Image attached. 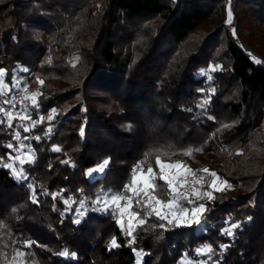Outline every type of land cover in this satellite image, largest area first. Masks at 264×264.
Here are the masks:
<instances>
[{
    "label": "trees",
    "instance_id": "1",
    "mask_svg": "<svg viewBox=\"0 0 264 264\" xmlns=\"http://www.w3.org/2000/svg\"><path fill=\"white\" fill-rule=\"evenodd\" d=\"M0 70V108L10 109L13 79L35 96L24 108L31 120L16 104L13 127L0 123V264L17 250V264H136V252L141 264H264V0H0ZM158 159L209 169L225 186L211 189L208 174L211 197L193 200L206 211L191 226L149 215L127 193L144 221L129 235L93 201L124 193L141 161L156 198L171 200ZM105 160L103 173L87 174ZM13 161L27 180L5 167ZM113 237L120 246L109 249Z\"/></svg>",
    "mask_w": 264,
    "mask_h": 264
},
{
    "label": "snow or ice",
    "instance_id": "2",
    "mask_svg": "<svg viewBox=\"0 0 264 264\" xmlns=\"http://www.w3.org/2000/svg\"><path fill=\"white\" fill-rule=\"evenodd\" d=\"M230 3V0H229ZM232 19V13L231 10L229 8L228 10V22L230 23ZM233 34H235V30H233ZM257 63H260L259 60L256 61ZM25 72H27V69H24ZM203 71V70H202ZM5 76V72L3 70H0V96H7L8 93L5 91L8 86L7 84L4 83L3 81V77ZM210 79V77H209ZM40 84H43V81H39ZM13 87L17 88V92L19 93L20 91H23L24 93L27 92V86H24L22 89L18 87L17 85V81L15 79H13ZM18 95L5 99L3 100V103L6 105H10V109H15L16 107V103L15 101L18 99ZM26 99L28 98L27 96L25 97ZM31 99L33 100V103L35 104V96L31 97ZM10 109H5V108H0V113H2V115H0V123H4V118L6 117L8 120L7 123V127L12 128L13 125L11 123V120L14 118L13 117V113ZM53 114H55L56 110L52 109L51 110ZM20 120H31V117L27 114L19 116ZM53 119V116L50 115L48 117V120L51 121ZM44 120L43 116L39 117V120L36 121H32L31 124L29 126H23V131L28 132L30 130V128L34 127L35 124L41 122ZM225 127H227V125H225ZM48 132H51V128L49 127ZM81 135H83V131L81 130ZM15 139L19 140L20 138V133L17 131L14 133ZM25 139H27V137H25ZM37 140L40 139L39 136L36 137ZM7 147L9 149H12L13 151H16L17 149H24L25 147H27L26 145H18L16 146V148H14L13 144H8ZM54 152H60L61 149L58 146H53L52 149ZM191 150H189L190 152ZM27 155H32V150L30 148H28V151L26 153ZM16 159H20V156H16ZM8 159L11 161L13 159V157L11 156V154H9ZM30 162H34V156L32 158V160ZM62 163H70L69 160H63L61 161ZM108 160L103 161V163H101L100 165H98L95 168H92L90 170H88V175L91 176L93 173H103L104 171V167L105 165L108 164ZM24 163V161L21 159V165ZM143 163L142 161L139 162L136 166H134L133 168V181L131 185H126L124 188V192H132L135 193L137 195V200L136 203L140 204L142 208H148L150 209L149 211V215H151L153 212L155 213L156 216L159 217V219L161 220H167L168 223H172L173 220H176L177 222H179V220L184 217L187 216L189 213L191 214V220H185L184 222L188 225L191 226V223H196V224H200V215L203 214V212L206 211V208L203 204H200L196 207H193L191 209L187 208V207H183L181 205H179V201L180 200H186L189 204L194 203V201L189 197V195L187 193H180L178 196L177 195H172L175 194L177 192V188L178 187H183V184L178 185L176 183L179 173H177L176 175H169L168 172L166 171V169H172V168H176L179 169L181 167V164L177 163L175 165H166V164H162L159 162V159L157 160V164L159 165V178L168 186L169 189V195H172V199L168 200V201H162L160 199H157L156 196L153 194L157 188V185L152 182V176H153V169L151 167H149L147 169V177H145L143 179L142 185H141V191L143 193V201H141V199H139L140 196V192L137 191L136 188L133 187V185H135L137 183V178H136V171L137 169L140 167V164ZM5 167L12 169L13 171V175L15 176V178L19 179V180H27L28 176L24 173L23 168L21 167L19 171H17L15 168H13V164L12 163H8L5 165ZM190 171V170H189ZM206 173H210V175L214 178H218L217 174L215 172H210L209 169H204L203 170ZM193 176H195V173H191ZM203 179L202 177L196 180V183H199L200 180ZM212 188H216L217 185L215 183V180H213L212 184L210 185ZM28 187L32 190V202L33 203H38V198L36 195V190H35V186L31 183L28 184ZM46 194V193H45ZM194 194L199 198L200 197V193L198 192H194ZM58 194L53 193L52 194V199L55 200L56 196ZM209 197H211V194L208 193L207 194ZM128 200L129 206H131V197H125L123 194H115V193H107L104 191H101L97 194L96 199L93 201L94 204L100 205L103 204L105 206V210H107V207L109 206V202L111 205H114L117 209L121 208V201L122 200ZM65 204H68L69 201L68 200H64L63 201ZM159 206V207H156ZM80 208H83V202H81L80 204ZM167 209L169 214L165 215L162 214V210ZM15 211V209L13 210ZM123 211H127V209H122ZM177 212L180 214L179 216L177 215ZM77 214L81 215L82 213H80V210L77 209ZM199 214V215H198ZM132 215H138V213H134ZM75 223H79L80 220L76 219L74 221ZM141 223H143L144 221H140ZM121 227H123V225H121ZM160 227H164V225H160ZM238 227V225L236 224H232L231 228H235ZM131 226H129V230H128V234L131 235ZM222 231H226L228 235H232V232L224 229ZM32 241H25L24 244L27 247H31L32 245ZM109 249L111 248H116L119 247L120 245L117 244L116 238L113 237L110 241H109ZM222 248L225 246H221ZM212 248L210 246H206L205 249H197V254H201L204 252H211ZM6 257V253L4 254ZM24 253L17 250L15 256L13 257V261L12 264H17L16 261V256L18 257H23ZM60 255L62 256H69V253L67 251V249H65L63 252L60 253ZM71 256L73 258H75L76 254L72 253ZM137 256H140V253H137ZM19 264H23V260L21 259L19 261ZM137 264H139V261H137Z\"/></svg>",
    "mask_w": 264,
    "mask_h": 264
},
{
    "label": "rangeland",
    "instance_id": "3",
    "mask_svg": "<svg viewBox=\"0 0 264 264\" xmlns=\"http://www.w3.org/2000/svg\"><path fill=\"white\" fill-rule=\"evenodd\" d=\"M23 79H20L17 81V85L19 88H23L25 85L22 83ZM15 91H16V94L15 96L18 95V99L15 101L16 104H19L20 105V111H17L19 112V114H17L18 116H22V115H25L27 114L25 112V106L29 103H32L33 100L31 99V97L26 93H24L23 91H20L19 93L17 92V88H15ZM28 97L27 99L25 97ZM18 102V103H17ZM11 110V109H10ZM16 112V111H15ZM27 153V152H26ZM23 154V153H19L17 154V156L19 155L20 156V159L23 158L24 160H28L29 159V156L27 154ZM204 158H207V156L205 155ZM18 159V160H20ZM12 164H15V162H11ZM163 164H166V165H170L168 163H163ZM14 167V166H13ZM206 169V168H202V169H195L193 171H189V170H186L185 168L183 167H180L179 169H176V168H172V169H166V171L168 172V174L171 176V175H176L177 173H179V176H178V179L176 181V183L178 185L180 184H183V187H178L177 188V192L175 193V195H179L180 193H187L189 195V197L194 200V199H200L201 197L203 196H208L207 194L209 193V191L207 190H203V185L205 184V178L208 177V174L209 173H206L204 172L203 170ZM191 173H195V176H193ZM148 173L147 172H142L141 171V166L137 169L136 171V178H137V183L134 185V188L137 189L138 192H140V196L141 199H144L143 197V193L141 191V185H142V182H143V179L145 177H147ZM203 178L200 180L199 183H196V180L199 179V178ZM213 180H215V183L217 185L216 188H212L210 185L212 184ZM209 187L213 190H221L224 186H225V183L222 182L221 180L217 179V178H214L212 177L211 175H209ZM101 191H104V192H107V193H114L113 191L111 190H101ZM100 191V192H101ZM194 192H198L200 193V197L198 198ZM127 193H131L134 197H137V195L135 193H132V192H124L122 193L125 197H130L127 195ZM116 194V193H115ZM131 201H132V198H131ZM186 203H188L186 200H184ZM189 204V203H188ZM93 205H96V204H93ZM103 207L102 209L105 210V206L103 204H101ZM132 202H131V206H129V203H128V200L125 199V200H122L121 201V208L120 209H117L114 205H111L110 202H109V206L107 207V209H111V210H114L120 217H119V225L121 227V225H124V223L127 225L128 227V230H129V226H131V231L133 229V227L137 224L140 223V219L137 217V215H132L134 214L132 211H131V207H132ZM179 205L183 206V204L181 202H179ZM192 205V208L193 207H196V206H193V203L190 204ZM156 207H159V206H156ZM184 207V206H183ZM189 209H191L190 207H187ZM122 209H127V211H123L122 212ZM162 214H165V215H168L169 212L167 209H164L162 210ZM177 215L179 216L180 214L177 212ZM199 215V214H198ZM185 220H191V214L189 213L187 216H184L182 217L179 222H184ZM123 229V227H121ZM137 253H140V256L138 257L137 256ZM136 257H137V261H139V264H141V259L143 257V253L142 252H136ZM137 261H136V264H137ZM181 264H197V262H191V261H187V260H183L181 262Z\"/></svg>",
    "mask_w": 264,
    "mask_h": 264
}]
</instances>
